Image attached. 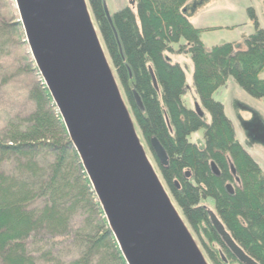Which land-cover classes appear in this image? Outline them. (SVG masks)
<instances>
[{
	"label": "trees",
	"instance_id": "1",
	"mask_svg": "<svg viewBox=\"0 0 264 264\" xmlns=\"http://www.w3.org/2000/svg\"><path fill=\"white\" fill-rule=\"evenodd\" d=\"M103 1L89 4L115 76L142 138L149 146L155 137L165 150L161 177L209 260L243 264L211 223L203 204L208 199L234 242L264 264V171L236 138L223 104L213 98L231 77L248 95L264 101L259 76L264 29L253 9L248 11L254 30L245 38V49L236 50L232 42L207 49L200 39L207 29L196 27L183 12L188 0H134V6L127 1L111 15L112 24ZM5 3L0 8V264H127L20 36L12 0ZM171 54L190 55L193 88L210 116L208 123L183 103L185 73ZM26 103L32 108L25 109ZM200 128L202 148L188 139ZM226 184H232V193ZM66 241L64 251L59 245Z\"/></svg>",
	"mask_w": 264,
	"mask_h": 264
},
{
	"label": "water",
	"instance_id": "2",
	"mask_svg": "<svg viewBox=\"0 0 264 264\" xmlns=\"http://www.w3.org/2000/svg\"><path fill=\"white\" fill-rule=\"evenodd\" d=\"M127 1L134 6V0ZM15 2L30 53L127 264H184L174 236L190 261L192 257L196 261L193 264H205L132 130L85 1L42 0L44 25L36 23L30 0ZM103 8L112 24L105 1ZM151 76L157 87L152 71ZM134 96L141 107L140 98ZM195 110L201 114L199 107ZM148 147L158 167L167 164L166 152L155 137ZM209 218L240 263L259 264L234 242L211 211Z\"/></svg>",
	"mask_w": 264,
	"mask_h": 264
},
{
	"label": "rangeland",
	"instance_id": "3",
	"mask_svg": "<svg viewBox=\"0 0 264 264\" xmlns=\"http://www.w3.org/2000/svg\"><path fill=\"white\" fill-rule=\"evenodd\" d=\"M7 0H0V8L7 6L5 3ZM86 7L88 9L90 19L92 21L93 27L95 29L96 35L99 39L100 45L102 46L104 55L108 62L110 71L115 79L116 85L119 90L120 97L127 109L130 116L132 130L135 133L144 154L146 155L148 162L150 163L153 171L155 172L160 184L162 185L164 191L168 195L170 201L172 202L177 214L180 216L184 227L188 231L190 237L195 243L199 253L201 254L205 264H212L209 260L206 252L204 251L201 243L196 236V234L191 230L187 224L185 218L181 214L179 208L177 207L174 199L167 186L165 185L161 174L159 172L157 161L155 160L153 154L149 150V147L145 140L142 138L141 133L135 123V120L131 114L130 107L127 100L121 90L118 80L115 76L113 67L106 53L102 38L98 31V26L94 19L93 13L90 8L89 0H84ZM107 9L112 15L115 11L126 6L127 0H104ZM10 5L14 6L16 10V19L19 20V14L16 6L15 0H12ZM252 8L255 13L259 26L264 29V0H188L183 6V12L185 15H192L195 17L193 19V24L201 23L205 25L207 30L200 32V39L204 46L208 49L213 45L222 44L225 42H232L236 50L245 49V38L251 34L254 30L253 22L249 17L248 9ZM12 19V18H11ZM15 19V20H16ZM14 20V21H15ZM10 21V20H9ZM22 26V24H21ZM208 26H210L208 28ZM23 27H21L22 31ZM24 30L22 31V39L25 35ZM18 37V36H17ZM182 42V40H181ZM176 48L177 45H173ZM26 48L29 50L28 44L26 43ZM30 52V50H29ZM172 62H178L185 73V84L186 91L182 95L183 103L189 108H195L196 106L200 108L204 120L208 123L210 120L209 114L201 107L199 99L193 88L192 80V62L189 54H171L169 55ZM259 76L264 78V69L260 72ZM213 98L221 102L224 106L225 115L232 121L235 129L236 138L239 140L240 144L244 149L253 157V159L258 163L260 168L264 171V101L263 99L254 98L248 95L244 90H242L234 80L229 77L226 84L218 88L214 94ZM25 109H31V104H24ZM2 115H0L1 117ZM1 124V120H0ZM204 128H200L192 132L188 139L190 142L195 143L199 148L204 145L203 140ZM208 209L214 211L213 202L211 200H206L203 203ZM69 241V240H68ZM68 241L59 245V248L64 251L67 250ZM192 257V256H191ZM193 263L196 261L191 259Z\"/></svg>",
	"mask_w": 264,
	"mask_h": 264
},
{
	"label": "bare ground",
	"instance_id": "4",
	"mask_svg": "<svg viewBox=\"0 0 264 264\" xmlns=\"http://www.w3.org/2000/svg\"><path fill=\"white\" fill-rule=\"evenodd\" d=\"M32 10L35 16L36 23L38 25H44L46 22V10L44 8L42 0H30ZM174 244L176 246V249L178 251L179 257L181 261L184 264H193L192 261H190V258L188 256L187 251L181 244V242L174 236L173 238Z\"/></svg>",
	"mask_w": 264,
	"mask_h": 264
},
{
	"label": "crops",
	"instance_id": "5",
	"mask_svg": "<svg viewBox=\"0 0 264 264\" xmlns=\"http://www.w3.org/2000/svg\"><path fill=\"white\" fill-rule=\"evenodd\" d=\"M188 18L190 19V21L192 22L193 19H195V17H193L192 15H189ZM196 27L200 28V29H204V28H207L205 25L201 24V23H198V24H194ZM210 26H208L209 28ZM204 31V30H203ZM183 42V41H182Z\"/></svg>",
	"mask_w": 264,
	"mask_h": 264
},
{
	"label": "flooded vegetation",
	"instance_id": "6",
	"mask_svg": "<svg viewBox=\"0 0 264 264\" xmlns=\"http://www.w3.org/2000/svg\"><path fill=\"white\" fill-rule=\"evenodd\" d=\"M201 111V110H200ZM215 173L217 174V171H215ZM230 186L229 188L227 187V186ZM225 189H226V191L228 192V193H232L233 191H232V184H226V186H225ZM206 201V200H205ZM212 201V200H211ZM214 206V205H213ZM209 211H211V212H213L214 214H215V211H212L211 209H208V214H209Z\"/></svg>",
	"mask_w": 264,
	"mask_h": 264
}]
</instances>
